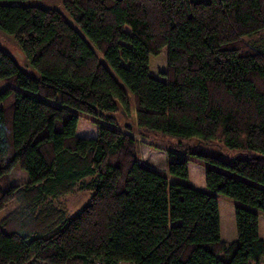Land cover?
I'll return each instance as SVG.
<instances>
[{"label": "trees", "instance_id": "1", "mask_svg": "<svg viewBox=\"0 0 264 264\" xmlns=\"http://www.w3.org/2000/svg\"><path fill=\"white\" fill-rule=\"evenodd\" d=\"M26 1L0 0V31L40 74L0 47L14 85L0 93V264H264V0H63L84 35ZM80 120L98 135L79 137ZM141 143L168 174L140 162ZM190 163L207 190L186 182ZM17 167L28 180L13 185ZM219 196L235 204V242Z\"/></svg>", "mask_w": 264, "mask_h": 264}, {"label": "rangeland", "instance_id": "2", "mask_svg": "<svg viewBox=\"0 0 264 264\" xmlns=\"http://www.w3.org/2000/svg\"><path fill=\"white\" fill-rule=\"evenodd\" d=\"M62 2H63V0H29L26 2H21V4H24L25 6H36V7L59 10L68 19V21L82 35H84V33L79 28L77 23L70 16V14L68 12H66V10H64V8L62 6ZM0 47L6 53L10 54L13 57V59L17 62V64L20 66V68L23 71L27 72L29 75H31L35 78H38V79L40 78V74L35 69H33L31 67V65L29 64V62L26 60L23 51L15 42L14 37L7 35V34H4L0 31ZM150 65H151V76L155 77L157 79H162L160 73L165 72L166 67H167V52H166V50L163 51L161 53V55H159L158 57L151 56ZM12 86H14V85L10 84L7 81L0 80V93L2 91H4L5 89H7L8 87H12ZM116 116L120 120V124H121L120 128H123V126L125 124L130 125L133 122V120L132 121L127 120V121L121 122L120 114H117ZM90 126L92 127L93 133H90L89 135H92V137H94V135H98V124H97V122H90ZM221 158L225 162H230L233 159V155L227 151H224V153L221 155ZM200 165H202L203 167L205 166L204 164H200ZM219 170L223 171L224 173L231 174L230 172H228L222 168H219ZM205 172H206V170L204 171L202 176L205 175ZM25 174L26 173H23L22 171H20L19 167H17L11 172V174L9 175V179L13 185L22 184L28 180V177ZM197 182H198V179L196 177V184H197ZM183 183H185V181H183ZM90 197H91V193L86 192V191L81 192L78 195L68 197L66 199V207L68 209L69 215L70 216L77 215L88 204V202L90 201ZM221 199H222V201L228 200L230 202H233L224 196H222ZM262 216H264V214Z\"/></svg>", "mask_w": 264, "mask_h": 264}, {"label": "crops", "instance_id": "3", "mask_svg": "<svg viewBox=\"0 0 264 264\" xmlns=\"http://www.w3.org/2000/svg\"><path fill=\"white\" fill-rule=\"evenodd\" d=\"M90 133H93L90 121L80 120L78 123L77 135L81 138H93L92 135H89ZM96 136L97 135H94V137ZM140 162L152 171L165 175L168 174L167 154L152 145L140 144ZM200 164L202 163H190L189 179L187 182L189 185L196 188L198 187V189L207 190L206 177L205 175L202 176L205 171V166L203 167ZM196 177L198 179V185L196 184ZM221 197L222 196H219L221 238L227 243L235 242L238 238L235 222V204L228 200L222 201ZM262 215L263 214L259 215V234L260 238L264 240V216Z\"/></svg>", "mask_w": 264, "mask_h": 264}]
</instances>
